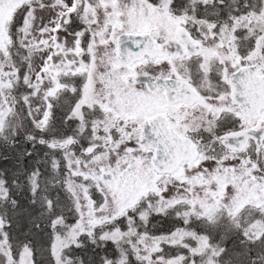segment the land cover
Returning <instances> with one entry per match:
<instances>
[{
  "label": "snow or ice",
  "instance_id": "obj_1",
  "mask_svg": "<svg viewBox=\"0 0 264 264\" xmlns=\"http://www.w3.org/2000/svg\"><path fill=\"white\" fill-rule=\"evenodd\" d=\"M0 264H264V0H0Z\"/></svg>",
  "mask_w": 264,
  "mask_h": 264
}]
</instances>
